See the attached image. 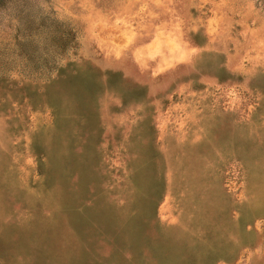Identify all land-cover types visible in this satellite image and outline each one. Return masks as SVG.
I'll return each mask as SVG.
<instances>
[{"label": "rangeland", "instance_id": "obj_1", "mask_svg": "<svg viewBox=\"0 0 264 264\" xmlns=\"http://www.w3.org/2000/svg\"><path fill=\"white\" fill-rule=\"evenodd\" d=\"M0 264H264V0H0Z\"/></svg>", "mask_w": 264, "mask_h": 264}]
</instances>
